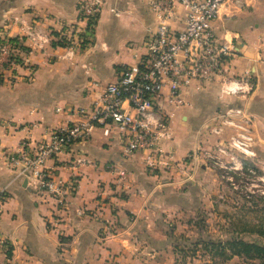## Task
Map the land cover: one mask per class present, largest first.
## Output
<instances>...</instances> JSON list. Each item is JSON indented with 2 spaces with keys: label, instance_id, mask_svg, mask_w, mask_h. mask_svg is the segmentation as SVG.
<instances>
[{
  "label": "crops",
  "instance_id": "obj_1",
  "mask_svg": "<svg viewBox=\"0 0 264 264\" xmlns=\"http://www.w3.org/2000/svg\"><path fill=\"white\" fill-rule=\"evenodd\" d=\"M82 1L0 0V34L20 41L26 61L0 82V190L8 192L0 212V264H217L203 250L198 257L175 248L176 236L191 233L197 220L211 226L208 218L218 211L213 203L224 193L219 172L184 159L201 142H215L205 129L226 105L244 107L254 121L255 165L264 178V64L258 61L264 0L230 2L211 25L235 50L222 77L251 76L248 101L220 99L221 78L183 90L179 107L167 103L164 89L158 108L172 114L171 140L154 170L142 155L123 156L115 129L96 125L88 139L46 163L52 177L74 186L66 208L57 209L32 183L16 178L8 155L23 141L48 140L79 120L78 111L88 112L103 87L138 63L158 26L151 0H105L87 32L77 10ZM184 17L178 7L170 29L180 31ZM79 159L86 163L76 165ZM256 197L264 212V196Z\"/></svg>",
  "mask_w": 264,
  "mask_h": 264
},
{
  "label": "built area",
  "instance_id": "obj_2",
  "mask_svg": "<svg viewBox=\"0 0 264 264\" xmlns=\"http://www.w3.org/2000/svg\"><path fill=\"white\" fill-rule=\"evenodd\" d=\"M241 0H151L148 8L158 19V26L145 41V54L138 63L125 67L114 84L103 87L102 93L88 112L78 111L76 122L51 132L48 140L33 145L23 141L7 164L16 178L33 184L35 193L53 201L57 209H65L74 190L72 183L52 177L46 163L64 154L74 144L85 141L96 125L112 127L121 142L124 157L142 155L149 170L164 160V142L171 140L170 118L160 110L159 101L168 89L166 101L170 106L183 105L182 92L193 85L208 84L220 79L219 98L247 102L254 83L249 74L241 79L223 78L224 64L235 55L234 46L227 40L220 42L212 31V23L220 10ZM105 0H83L78 13L92 30ZM185 12L183 28L170 29L176 9ZM115 15L117 11H112ZM20 41L0 34V82L13 77L26 67L20 59ZM264 64V49L258 53ZM253 118L244 107L226 105L205 129L215 142L198 144L185 161L201 164L219 172L223 182L245 198L260 192L264 196V178L255 165L257 140L253 132ZM77 160L76 165L85 164ZM8 200L7 190H0V212Z\"/></svg>",
  "mask_w": 264,
  "mask_h": 264
},
{
  "label": "rangeland",
  "instance_id": "obj_3",
  "mask_svg": "<svg viewBox=\"0 0 264 264\" xmlns=\"http://www.w3.org/2000/svg\"><path fill=\"white\" fill-rule=\"evenodd\" d=\"M223 192V197L216 199L217 201L213 203V205L218 206V211L212 218H208L211 226H206L205 220L199 219L195 223H201L200 226L202 227L203 232L199 234L198 226L194 223V228L191 233L176 236L177 241H192L195 239L196 241H200L202 239L206 241L220 242L223 244L225 242H237L231 240H240V242L244 244H256L264 248V241L261 237L255 234L260 230L264 231V212L260 211V207L262 206V202L259 201L260 199H257L256 194L249 196V198H245L240 191H233L230 183L228 182H223ZM235 196L238 197L235 198L238 199V201L232 199ZM221 248H223L222 253L224 256L219 254ZM200 249L201 248H197L196 250V255L198 257L202 254V249ZM207 249L210 250L209 247H207ZM209 250H207L204 255L209 254L208 256L211 257L212 263L264 264V257H257L254 253H250L248 255H235L242 250L239 246L233 245V243L229 246L222 245V247L215 248L211 251ZM189 252L190 251H188V253ZM227 258L229 259L228 261L232 259L233 261L231 263L224 261Z\"/></svg>",
  "mask_w": 264,
  "mask_h": 264
},
{
  "label": "trees",
  "instance_id": "obj_4",
  "mask_svg": "<svg viewBox=\"0 0 264 264\" xmlns=\"http://www.w3.org/2000/svg\"><path fill=\"white\" fill-rule=\"evenodd\" d=\"M196 226H198V233L201 234L203 232L202 230V227L200 226L201 223H195ZM256 235H258L259 237L262 238V240L264 241V231H259V232H256L255 233ZM231 241H237V242H232L233 245L235 246H239L241 248V252L239 251L237 254L235 255H248L250 253H254L255 255H257V257L259 256H263L264 257V248L256 245V244H252V245H248V244H244L242 242H240V240H231ZM175 248H179L180 250H190L191 251H196L194 249H197V248H201L204 252H206L207 250V247L210 248L209 251L211 250H214L215 248H218V247H222L223 246H229L231 245L232 243H223L221 244L220 242H214V241H206V240H200V241H196L195 240H183V241H177L175 239ZM221 245V246H220ZM223 251V248H221V251H220V255L221 256H224V254L222 253ZM229 259H225L224 261H228Z\"/></svg>",
  "mask_w": 264,
  "mask_h": 264
}]
</instances>
